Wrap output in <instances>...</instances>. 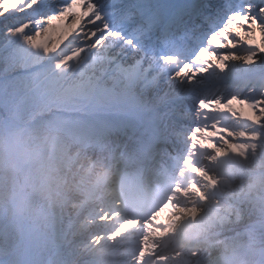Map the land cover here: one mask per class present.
<instances>
[{
  "label": "rangeland",
  "instance_id": "obj_1",
  "mask_svg": "<svg viewBox=\"0 0 264 264\" xmlns=\"http://www.w3.org/2000/svg\"><path fill=\"white\" fill-rule=\"evenodd\" d=\"M218 32L219 29L200 33L193 41L191 53L187 55L159 53L161 48L158 44L156 66L163 76L162 86L158 91L146 95L143 102L131 96L132 100L140 103L137 108L125 107L121 101L119 103L121 105H118L116 102L122 97L120 93L123 91L113 90L111 95H100L95 98L89 96L88 99H81V103L73 108L61 101L53 102L47 108L28 110L20 114L8 112L0 114V153L5 157V162L0 166V190L7 195L6 201L0 199V202L5 201L0 205L7 215L11 214L4 224L12 228L8 236L10 245L20 244L25 247L33 264H52L54 252L43 247L44 245H57L60 248L65 243L85 238L80 246L88 248L86 254L74 256L75 258L68 260V264H150L161 255L153 254L157 247L171 250V247L183 240L185 243L192 242L193 245L199 246L206 238L218 234L201 235L176 225L175 222L167 223L166 219H158L151 226L144 225L142 231L138 230L139 233L137 230H132L126 241L117 240L118 246L113 242L103 248L98 238L114 235L117 232V228H111L107 221L115 220L120 215L114 211L110 219L104 218L101 213L106 210V203L110 204H108L110 208L113 205L115 208L116 201L109 190L104 198L95 193L98 186L112 180L108 177L107 171L112 169L113 165L115 169L118 168L117 162L128 158L127 147L133 144L136 150L141 149V146H145L152 137L150 133L157 131L156 123L161 122L171 128L170 133L165 135L169 142L175 141L179 149L178 153L174 154V163L182 161V166L176 168L174 177L182 183L181 186L186 187V190L181 187L174 197L171 195V200L174 198L172 202H175L174 205L179 209L183 208V201L187 200V194L184 193L187 189L201 202L205 201L203 196L200 197L203 192L219 191L218 181L228 183L227 177L222 176L214 168L217 159L220 164L244 167L241 161L230 160L221 151L222 144L226 138H230L228 136L233 130L232 119L239 118L237 116L239 111L232 109L231 106L228 107V104L233 103L240 108L242 102L248 106L264 96V56H258L257 66L246 69L245 72H233L235 69L228 66L224 73H220L215 66V61L210 60L213 53L218 56L225 52L229 55L243 56L247 55L248 51L246 45L239 42L235 49L217 47L212 43V36ZM204 50L208 51V55L203 57V63H194L200 59ZM161 56L173 57L174 62L168 64L159 60ZM238 63L243 64V61ZM202 68L208 70L202 72ZM240 68L244 67L240 66ZM185 69L188 71V76L192 77L191 82L187 78L181 81L172 77V72H184ZM193 69L200 75H194ZM71 85L81 93L78 95L84 98L83 92L88 87L87 80ZM79 92H71V95H77L76 93ZM154 97L158 98V105H153ZM178 97L182 100L174 102ZM200 99L208 103L201 104L197 108L195 101ZM246 99L248 103H245ZM63 102L64 105H62ZM249 109L252 111L251 107ZM253 115L255 117L250 122H260L259 117L256 114ZM109 117L113 122L111 126H109ZM116 118L121 120L139 118L144 128L137 131L136 121L133 120L132 129L125 130ZM33 122L36 123L31 124ZM27 123L33 128L25 130L24 124ZM57 126L62 128L56 129ZM261 128L264 131V126L261 125ZM191 146L193 154L189 152ZM55 150L53 173L50 175L47 167L37 161L39 157L42 159L49 157ZM112 152L119 153L114 161H111L109 155ZM71 158H74L72 160L74 163L70 167L67 166L66 159L69 162ZM262 159H264V152L255 161L259 162L258 160ZM91 173L94 177L87 179ZM48 179L50 184L46 185ZM38 182H42L46 190L57 195L59 200L68 201L65 212L58 211L62 213V217H47L41 210L42 205L28 201V191H35L34 195L38 194ZM79 187L80 189L85 187L97 199L91 202H82V198L73 199L72 196H77L80 192ZM171 200L170 204H172ZM216 203L210 202L214 206ZM253 205L263 211V214L250 217V223L256 226L243 235L244 238H248V241L254 242L252 261L240 262L247 256L243 247L240 251H231L229 264H264V244L261 238V232L264 231V194L256 195ZM94 208H96L95 211H93ZM171 211L174 210L171 209ZM84 212L92 214L93 226L76 228L75 232L66 238L72 237L64 243L50 244L41 234L47 226L56 231L62 229L57 225L60 220L65 221L64 229H68L70 224ZM97 212L100 213L99 216ZM237 214L240 216L239 213ZM83 218L81 217L78 224H84ZM124 223L127 224L128 221ZM132 228L134 229L133 226ZM241 228L239 226L237 230ZM230 230L233 228L224 232ZM167 231H175L176 238L171 239ZM238 238H236L237 241H239ZM136 241V244L132 243ZM257 248H259L258 252ZM57 251L62 253L64 250ZM129 253L132 256L128 255ZM222 257L227 259L228 254L223 251ZM131 259L132 262L129 263Z\"/></svg>",
  "mask_w": 264,
  "mask_h": 264
},
{
  "label": "snow or ice",
  "instance_id": "obj_2",
  "mask_svg": "<svg viewBox=\"0 0 264 264\" xmlns=\"http://www.w3.org/2000/svg\"><path fill=\"white\" fill-rule=\"evenodd\" d=\"M216 29L217 47L235 49L239 42L248 51L213 53L220 73L232 61L255 64L264 56V0H0V114L50 107L54 95L76 80H87L84 99L122 90L143 102L163 78L158 44L179 33ZM207 55L204 50L194 63ZM172 77L192 79L187 69ZM206 103L195 101L197 108ZM249 106L264 126V96ZM11 230L0 225V264H33L25 247L8 243Z\"/></svg>",
  "mask_w": 264,
  "mask_h": 264
},
{
  "label": "bare ground",
  "instance_id": "obj_3",
  "mask_svg": "<svg viewBox=\"0 0 264 264\" xmlns=\"http://www.w3.org/2000/svg\"><path fill=\"white\" fill-rule=\"evenodd\" d=\"M190 36V32L179 33L174 37L169 36L164 40L172 44L171 48L179 49L183 47L185 40ZM238 62L239 61H232L229 63L228 66L235 69L233 72H245L246 69L256 67L258 64V62L255 64H246L244 62L243 64H240ZM240 66H243L244 68H240ZM230 71L233 74L232 70ZM76 82H78V84L81 83L80 80H76L72 83L69 82L70 84L68 83L66 86H64L63 91H58L54 95L52 103L64 101L66 105L71 108L78 106L81 103V99L84 98L81 97V95H78L81 93L72 87L71 84L76 85ZM161 86L162 79L159 88H161ZM71 92L79 93H76L77 95H71ZM120 94L122 97L117 102L115 101L118 103V105H121L119 104L120 101L125 107L136 108L140 105L139 102L130 98L131 95H125L123 92ZM64 102L62 105L65 104ZM232 104H228V107L231 106L232 108L239 111V113L237 112L239 119H232L231 123L233 124V130L228 136L230 138H226L222 144L221 151L222 154L228 157L230 160L241 161V163L244 164V167L232 164L228 165L227 167H221L219 170L218 166H214L215 170L219 171V173H223L227 170L225 173L228 177V183H218L219 191L215 194L212 193V191H206L204 194H201L200 197L203 196L204 199H206L205 202H197L192 194L185 192L188 193V199L184 202L183 208L179 209L178 207H173L174 211H168V213H166L167 218L164 216V218H166L165 222L167 223L175 222L176 225L202 235L206 233H218V236L208 237L204 240L203 244L197 247L193 246V244L190 242L185 243L184 240L171 247L169 252L163 249L165 247H157L153 251V254L158 253L161 255L155 260L154 263L151 264H229L231 251H240L243 247L247 256L240 262L252 261L254 242L248 241V238H244L243 235L247 230L255 227L254 224L250 223V217L255 215L261 216L263 214V211L257 209L256 206L253 205V200L255 199L256 195L261 196L264 194V159L258 160L259 162L255 161V159L260 157L264 152V131L259 124L260 122H250L252 119H254L255 116L253 114L255 113L253 110L251 111L249 109V105H244L242 102L241 107L239 108ZM24 127L25 130L33 128V126L29 125L28 123L24 124ZM61 128L62 127L57 126L56 129ZM157 153L159 154L156 156ZM157 153L154 154V157L151 156L148 162L149 164L147 166L146 174L148 177H150L151 174L155 172L154 169L159 172L157 160L161 158V153ZM54 155H56V150L53 152V154H50L49 157H44L43 159L39 157L37 161L42 166L47 167L48 174H52L51 165L54 166ZM4 162L5 157L0 153V166ZM69 166H73V163H69ZM123 169L124 166L122 165L120 170ZM49 180L50 179L47 180L46 185L50 184ZM33 193H35V191H28V201L42 205L43 207L41 210L45 216H63L62 213H59L58 211L61 210V212H65V205L68 201L59 200L57 195L55 196L52 193H49L42 182H38V194L34 195ZM81 195H84L83 197H87L86 192H82ZM72 197L73 199H78L75 196ZM211 197L215 202H217L216 206H211L209 204V201H212L209 200ZM0 199H7V195L2 190H0ZM5 201L0 202V204L5 203ZM237 213H239L240 216H238ZM83 215V217H86L83 225L78 224L81 217L80 215L79 218L70 224L68 229H64L65 221L60 220L57 225L59 227L61 226L62 229L56 231L47 226L46 230H43V232L41 231V234L45 239L49 240L50 244H53V242H64L65 240H68L72 237L66 238L73 234L76 228H80L82 226L85 227L86 225L92 226V223L89 219V213L85 212ZM106 215L109 216L108 212ZM10 217L11 214L7 215L3 207L0 205V225H4ZM124 219H119L117 222H114L113 226L117 227L121 225V231H117V234L121 232L119 235L126 238V227L122 225ZM239 226L242 228L237 230V227ZM230 228H233V231L230 230L228 232H224ZM166 233H169L171 239L174 240V238H176L177 233L175 231H167ZM225 233L228 234L226 235ZM237 237H239V241L236 240ZM261 238L263 239L264 243V231L261 232ZM84 240L85 238H79L74 242L64 244V246H62V249H64L62 253L57 252L56 246H45V248L55 252L53 255L54 258L52 264H68V260L74 256L86 254L88 248L85 246H80ZM117 240L118 235H109L104 238L100 237L99 239L103 248H105L104 246H109L113 242L118 244ZM223 251L228 254L227 259L222 257Z\"/></svg>",
  "mask_w": 264,
  "mask_h": 264
}]
</instances>
